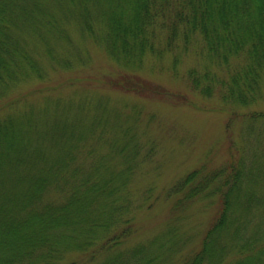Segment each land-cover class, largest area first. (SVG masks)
<instances>
[{
    "label": "trees",
    "instance_id": "1",
    "mask_svg": "<svg viewBox=\"0 0 264 264\" xmlns=\"http://www.w3.org/2000/svg\"><path fill=\"white\" fill-rule=\"evenodd\" d=\"M69 19L124 70L105 78L111 86L176 101L179 91L135 70L146 56L169 54L175 41L186 49L201 36L210 66L202 73L189 67L185 78L230 109L228 157L179 177L167 191L175 197L164 229L127 244L135 218L127 184L141 149L132 125L114 119V155L86 166L77 155L82 141L109 121L102 98L87 105L88 124L82 114L63 120L56 114L55 121L44 109L9 110L0 115V264H264V109L251 107L263 97L264 0H0V99L29 77H43L31 33L48 34L41 44L52 65L71 67L69 56L50 44L51 35L69 38ZM179 58H172L173 69ZM235 120L240 140L230 132ZM195 201L216 204V213L199 244L183 251L190 235L181 221Z\"/></svg>",
    "mask_w": 264,
    "mask_h": 264
},
{
    "label": "rangeland",
    "instance_id": "2",
    "mask_svg": "<svg viewBox=\"0 0 264 264\" xmlns=\"http://www.w3.org/2000/svg\"><path fill=\"white\" fill-rule=\"evenodd\" d=\"M64 24H67L69 38L58 37L61 41L51 35L50 44L58 54L63 56L66 53L69 56L71 67L52 65L41 44L48 34L36 37L31 33L33 37L28 38L29 47L37 58L43 77H29L24 83L11 88L9 94L0 99V115L20 108L24 112L44 109L51 120L56 114L62 120L67 116L70 118L82 114L83 121L88 124L92 111L87 105L95 100L101 102L102 98L109 112L108 124L104 131L97 130L82 141L77 153L80 156L78 161L88 166L99 156L107 153L114 155L110 143L118 134L116 123L122 119L127 120L125 124L132 125L136 131L134 135L139 137L141 149L139 165L127 184L130 208L135 218L134 231L126 243L145 242L164 229L171 218L170 206L175 195H167L169 187L179 177L204 162L209 166H219L227 159L230 136L226 123L230 109L222 104L217 94L205 96L191 89L185 78L189 67H196L198 73H202L206 66H210L205 52L201 50V36L190 41L186 49L182 41H175V47L169 54L165 53L160 58L146 56L143 67L135 70L152 83L159 82L171 90L179 91L176 94L182 101H176L170 96L122 91L111 86L105 78L119 75L124 70L100 43L81 31L75 21L69 19ZM177 55L180 58L173 69L172 58ZM181 95H185V98L182 99ZM87 97L93 101L86 102ZM251 107L264 109V88L262 99ZM114 119L119 120L112 126ZM239 122L235 120L230 124L233 129L230 128V132L238 140L242 127ZM110 159L113 165L120 164L119 159ZM146 193L149 196H146L142 206L135 207L142 202ZM216 208V204H204L203 201H195L188 206L185 218L181 221V231L190 235V244L183 251L188 246L196 247L199 244ZM71 255H66L63 261L70 260Z\"/></svg>",
    "mask_w": 264,
    "mask_h": 264
}]
</instances>
